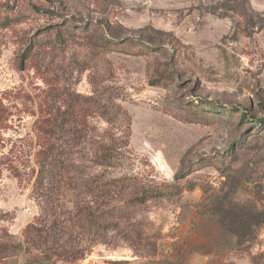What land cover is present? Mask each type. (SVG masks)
<instances>
[{"label":"rangeland","instance_id":"obj_1","mask_svg":"<svg viewBox=\"0 0 264 264\" xmlns=\"http://www.w3.org/2000/svg\"><path fill=\"white\" fill-rule=\"evenodd\" d=\"M106 24L140 43L109 44ZM0 104V237L23 242L39 214L36 122L71 107L82 142L64 163L58 208L92 204L95 193L96 205L123 202L130 191L99 187L122 174L185 188L124 212L140 220L139 250L113 229L84 234L82 214L63 211L62 245L80 256L47 264H264V0H0ZM105 137L120 152L114 166L90 161ZM218 203L217 216L248 225L204 263L173 236L182 213ZM152 244L155 255L143 257ZM26 257L0 249V264Z\"/></svg>","mask_w":264,"mask_h":264},{"label":"trees","instance_id":"obj_2","mask_svg":"<svg viewBox=\"0 0 264 264\" xmlns=\"http://www.w3.org/2000/svg\"><path fill=\"white\" fill-rule=\"evenodd\" d=\"M97 26V25H95ZM99 27V26H97ZM106 32L103 33L105 41L109 44L122 45L124 43H140L138 39L132 36H126L116 32V29L109 24L104 26ZM122 31V28H118ZM118 33V34H117ZM56 37H62L59 31H56ZM108 35L120 37L119 40L109 41ZM123 37V38H122ZM63 38V37H62ZM112 103H110V106ZM4 107L0 104V122L2 121ZM109 114H113L115 108L110 109ZM241 116L245 114L241 112ZM72 108L61 110L57 107L52 116L43 117L36 122V145L38 150L35 154L36 169L34 170V178L31 184V196L38 202L39 214L31 224H28L24 230V240H10L0 237V249L10 251H23L27 254L22 264H47L55 259H60L62 255L66 257H79L80 250L78 245L70 244L68 246L63 244V235L66 231V224L62 216L63 211L69 214L70 219L73 215L82 214L83 233L86 235H102L108 229L116 230L130 244L140 248V241L143 240L140 229V220L130 221L124 218V212L132 206L144 205L149 199L161 198L164 196L178 195L185 186L175 182H161V183H144L137 176L122 174L119 176L99 178L100 189L105 187L110 191L124 194L130 191L129 196L121 203L111 204L110 206H100L95 203L98 193L91 195V203L85 202L82 205H76L62 210L58 208L57 201L59 196L64 192L63 175L64 163L67 159L71 160L76 152L73 150L77 148L81 141V131L77 127ZM98 148L93 152L90 161L94 164L114 166L118 161L120 152L114 143V138L105 137L103 140H98ZM177 179V177H176ZM97 180L89 178L87 180L88 187L95 186ZM193 189L191 184L186 187ZM70 193V192H69ZM66 193L64 192V195ZM214 206L212 212L208 214L217 224L223 227L226 231L237 235L239 226H246V221L238 220L237 216L232 218L228 214H223L224 217L217 216L221 212V207ZM230 209L226 212H233ZM204 213V212H203ZM264 226V218L259 220L257 224ZM8 237V236H7ZM94 237L91 236V241ZM176 246V245H175ZM62 247L65 249L63 251ZM183 247L179 246V249ZM155 245L152 244V251L146 250L142 253L143 257L155 255ZM186 251V249H185ZM175 260V254L173 255ZM169 264H177L173 260H165Z\"/></svg>","mask_w":264,"mask_h":264},{"label":"crops","instance_id":"obj_3","mask_svg":"<svg viewBox=\"0 0 264 264\" xmlns=\"http://www.w3.org/2000/svg\"><path fill=\"white\" fill-rule=\"evenodd\" d=\"M194 210L182 213L173 240H180L184 243L193 259L206 263L211 259L218 258L224 249L231 247L233 236L208 214L198 213ZM159 259L158 256L152 258L131 256L125 258V261L127 264H163L164 262L160 263Z\"/></svg>","mask_w":264,"mask_h":264}]
</instances>
